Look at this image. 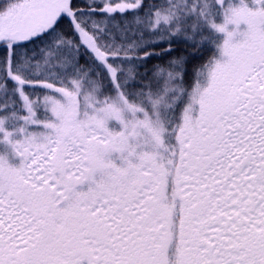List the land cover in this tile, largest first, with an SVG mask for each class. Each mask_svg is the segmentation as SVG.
I'll use <instances>...</instances> for the list:
<instances>
[{"label": "snow or ice", "instance_id": "6c2138e0", "mask_svg": "<svg viewBox=\"0 0 264 264\" xmlns=\"http://www.w3.org/2000/svg\"><path fill=\"white\" fill-rule=\"evenodd\" d=\"M0 264H264V0H0Z\"/></svg>", "mask_w": 264, "mask_h": 264}]
</instances>
